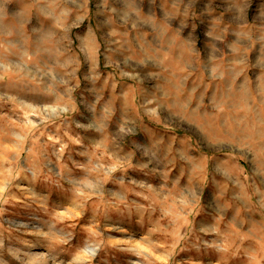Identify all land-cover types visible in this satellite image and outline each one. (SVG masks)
<instances>
[{"label": "rangeland", "instance_id": "obj_1", "mask_svg": "<svg viewBox=\"0 0 264 264\" xmlns=\"http://www.w3.org/2000/svg\"><path fill=\"white\" fill-rule=\"evenodd\" d=\"M0 0V264H264V0Z\"/></svg>", "mask_w": 264, "mask_h": 264}, {"label": "clouds", "instance_id": "obj_2", "mask_svg": "<svg viewBox=\"0 0 264 264\" xmlns=\"http://www.w3.org/2000/svg\"><path fill=\"white\" fill-rule=\"evenodd\" d=\"M36 7H37V9H39V7H40V0H37Z\"/></svg>", "mask_w": 264, "mask_h": 264}]
</instances>
